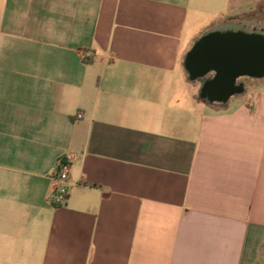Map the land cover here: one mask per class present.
<instances>
[{"label": "crops", "instance_id": "crops-1", "mask_svg": "<svg viewBox=\"0 0 264 264\" xmlns=\"http://www.w3.org/2000/svg\"><path fill=\"white\" fill-rule=\"evenodd\" d=\"M261 12L0 0V264H264V79L209 104L184 67L203 34Z\"/></svg>", "mask_w": 264, "mask_h": 264}, {"label": "water", "instance_id": "water-1", "mask_svg": "<svg viewBox=\"0 0 264 264\" xmlns=\"http://www.w3.org/2000/svg\"><path fill=\"white\" fill-rule=\"evenodd\" d=\"M259 40L260 56L256 57L250 41ZM185 70L191 82H200V99L209 104H224L232 94L241 92L236 78L247 75L264 79V31H249L220 25L202 35L188 53ZM215 72L209 77V72Z\"/></svg>", "mask_w": 264, "mask_h": 264}, {"label": "built area", "instance_id": "built-area-1", "mask_svg": "<svg viewBox=\"0 0 264 264\" xmlns=\"http://www.w3.org/2000/svg\"><path fill=\"white\" fill-rule=\"evenodd\" d=\"M72 157L64 155L58 158L56 162L55 180L59 183L56 188L52 204L61 206L66 200V183L69 180Z\"/></svg>", "mask_w": 264, "mask_h": 264}, {"label": "bare ground", "instance_id": "bare-ground-1", "mask_svg": "<svg viewBox=\"0 0 264 264\" xmlns=\"http://www.w3.org/2000/svg\"><path fill=\"white\" fill-rule=\"evenodd\" d=\"M226 26V25H223ZM228 26L235 27V28H243L249 31H254V32H260V30L264 31V25L258 24L257 22H240V23H233V24H228Z\"/></svg>", "mask_w": 264, "mask_h": 264}, {"label": "flooded vegetation", "instance_id": "flooded-vegetation-1", "mask_svg": "<svg viewBox=\"0 0 264 264\" xmlns=\"http://www.w3.org/2000/svg\"><path fill=\"white\" fill-rule=\"evenodd\" d=\"M244 21L256 22V21H251V20H244ZM241 22H243V21H241ZM235 23H240V22H235ZM249 43H250L251 49L253 50V52L255 54L256 65H257V69H258V66H259V59L258 58L260 56V42L257 39L256 41H250ZM239 77L249 78L247 75H242V76H239ZM255 80H258V79H255Z\"/></svg>", "mask_w": 264, "mask_h": 264}, {"label": "rangeland", "instance_id": "rangeland-1", "mask_svg": "<svg viewBox=\"0 0 264 264\" xmlns=\"http://www.w3.org/2000/svg\"><path fill=\"white\" fill-rule=\"evenodd\" d=\"M262 13V12H261ZM253 19H250V20H255L258 24H262V25H264V22H263V19H264V14L262 13V15H260V13H258V15H256V16H254V17H252ZM244 20H247V19H239V20H236L235 22H241V21H244ZM253 90V89H252ZM251 90V91H252ZM250 91V92H251ZM254 91H255V89H254ZM251 93H249V95L248 96H246V99L248 100L249 98L251 99Z\"/></svg>", "mask_w": 264, "mask_h": 264}]
</instances>
